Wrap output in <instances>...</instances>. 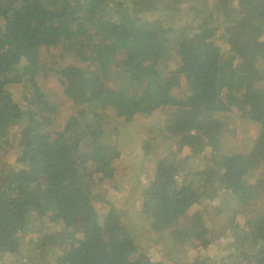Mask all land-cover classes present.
<instances>
[{
    "label": "trees",
    "instance_id": "obj_1",
    "mask_svg": "<svg viewBox=\"0 0 264 264\" xmlns=\"http://www.w3.org/2000/svg\"><path fill=\"white\" fill-rule=\"evenodd\" d=\"M187 5L201 15L164 24ZM263 44L264 0H0V263L172 264L168 252L184 245L192 264H216L229 256L210 239L216 221L233 227L245 214L244 239L226 245L229 264H264V194L254 198L262 185L248 180L264 171ZM138 122L126 154H142L144 177L124 183L163 186L145 210L173 233V249L150 229L134 236L126 207L95 199L131 168L108 131L126 142ZM197 146L213 158L201 195L193 174L182 175ZM167 160L166 182L158 170Z\"/></svg>",
    "mask_w": 264,
    "mask_h": 264
},
{
    "label": "rangeland",
    "instance_id": "obj_2",
    "mask_svg": "<svg viewBox=\"0 0 264 264\" xmlns=\"http://www.w3.org/2000/svg\"><path fill=\"white\" fill-rule=\"evenodd\" d=\"M156 2H159V0H154ZM160 2L167 4L168 2H170V0H160ZM109 4H111L114 8H116V5L114 4V2H109ZM197 4L196 1H194L193 3H191V5H195ZM35 5L38 7V11L45 16L48 19H51V11H48L45 6H43L39 1L35 3ZM191 5H187V9L186 11H184L181 7H175L170 11V14H168L165 19H164V24L167 25V23H171L173 20L176 19H180L181 20H187L185 19V15H189L188 18H192L194 15L200 16L201 14L199 13L198 10H196L194 7H192ZM147 4L144 2H140L139 3V7H146ZM199 14V15H198ZM102 15V12L100 11V14L97 16L98 18H100ZM71 17L75 20V17L71 15ZM201 18V17H200ZM51 28V27H50ZM264 54V44L261 46L260 48ZM236 59V58H235ZM234 59V60H235ZM171 82H176V83H182L183 81L181 80L180 77H176L171 79ZM157 120H156V125H157ZM141 127L140 122L135 124L134 130L129 129V131L131 132V135L133 136L132 139L128 140L125 142L124 140V136L126 135V133H122L121 130L113 128L112 130L108 131V135L110 136V138H116L120 141L121 144H125V145H121L120 150L116 151V156H117V160L122 161L121 164L123 165H131L130 168V173L127 172V176L128 178H124L122 177L119 180V183H116V181L113 183L112 187L109 188L105 183L102 184V188L96 193L95 199L98 202H107L108 204H113L115 208L119 209L122 208L120 206H124L127 209L125 210V215L127 217H129L128 219V224L130 227V230H132V234H134V236L137 237H144L146 235L144 228L150 229L152 231H154L153 236H154V241L158 242L159 240H164L166 241V237L168 235H170V238H173V233L169 232V231H161L159 227H157L156 223H155V219L152 217L153 212H147L145 209H149L152 206V202L154 200H158L161 198V195L163 194L160 189H162V185H156L155 183L152 184H148L143 186L142 189H132L131 185L128 186L127 184H125V180L129 181V183L131 182V180L134 182L135 177L138 178H142L144 177V172L142 169V166H140V163L142 161V154L139 153V151H134L132 152V155L130 158H127V154H131L130 148L127 146L128 144H130V142L136 140V137L141 134V132L139 131V128ZM259 133V129L258 128H254V131L252 133V135L258 134ZM193 135V141H197L198 140V135L195 134V132H192ZM136 135V136H135ZM140 142H142L144 140V137L141 136L138 139ZM199 150V151H198ZM108 151V149L106 150ZM196 153L191 152L190 156L193 159V161L188 165L186 163H183V176H186L187 173L193 174V186L192 188L195 190V192L198 195H201L202 190H204V184H205V179L207 178V171H209L210 167H208L207 165H203L206 162H209L210 160H212L213 158H209V152L208 151H204L200 148V146L196 147ZM204 151V152H203ZM199 152H202L199 155ZM167 154V153H166ZM226 155L225 154H219L214 158L215 163H223V168H225L228 164H229V160L227 158H225ZM203 158H205L206 160L202 162ZM108 159L106 160V163H108ZM180 163V161H179ZM262 164H264V161L262 162ZM172 169V165L170 160L165 161L164 163H162L161 167H160V171L158 170L159 174L164 176V178L166 179V182L169 180L167 178V176L170 174L171 171H168ZM109 169L107 170V174ZM249 183L251 182V184H257V185H262L259 188V191L257 192V194L254 195V198H257L258 194H264V171L262 169V167L260 166V168L257 170V172H255L253 175H251L250 177H248ZM182 182L187 183L188 181L186 180H182ZM223 191L224 188H223ZM223 202V197H221L217 204H221ZM240 205L243 206L244 210H247V208L250 206V200L249 199H245L244 195H238V201H237ZM124 209V208H122ZM193 211H189L188 215H191ZM203 217L204 214H202L200 211L199 213H197V217ZM250 219V217H249ZM247 220V216L245 214H241L238 219L234 221V225L233 227H222L221 224V220L220 221H216V225H215V230L212 233V235L210 236V239L215 242V243H219V252H221L222 250L224 251V255L228 256L226 259L222 258H218L216 264H229L230 260L229 258L232 257V246H228L226 247L227 243H232V241L235 240V242H237V239L241 238L244 239V230H243V226H241V221H245ZM197 221L200 222L201 225H205L207 223V219L204 218L200 221V218H197ZM227 224V223H226ZM156 231V232H155ZM31 234L34 235L35 232L31 231ZM185 240L194 238L193 235L191 234L190 230H187L185 232ZM175 241V240H174ZM168 243L165 244L164 248L165 249H173V246H170V241H166ZM243 247L244 248H250L251 245L247 244L246 240H240L239 243H244ZM242 245V244H240ZM177 247L181 248V250H179L178 248H174L177 249L176 252L172 253V252H168L169 258H171L170 262H172V264H192V262H190L189 260H187L186 256L184 253H186L185 251V247L184 245L179 246L177 245ZM226 247V248H225ZM217 247L214 248V250L217 251L216 249ZM209 250V247H208ZM210 251H211V247H210ZM212 252V251H211ZM218 252V251H217ZM216 253V252H214ZM183 254V255H182ZM25 255H28L30 258L34 257L35 254L34 252H29ZM182 257L181 261L180 258ZM179 262V263H178ZM48 263V262H47ZM46 263V264H47ZM238 260L236 259L233 264H237ZM1 264V263H0Z\"/></svg>",
    "mask_w": 264,
    "mask_h": 264
},
{
    "label": "clouds",
    "instance_id": "obj_3",
    "mask_svg": "<svg viewBox=\"0 0 264 264\" xmlns=\"http://www.w3.org/2000/svg\"><path fill=\"white\" fill-rule=\"evenodd\" d=\"M132 233V232H131Z\"/></svg>",
    "mask_w": 264,
    "mask_h": 264
}]
</instances>
